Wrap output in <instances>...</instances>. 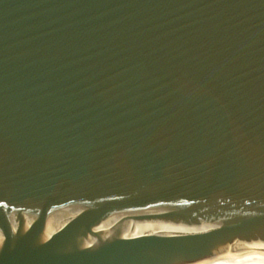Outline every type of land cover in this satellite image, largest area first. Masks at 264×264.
Instances as JSON below:
<instances>
[{
  "label": "water",
  "instance_id": "obj_1",
  "mask_svg": "<svg viewBox=\"0 0 264 264\" xmlns=\"http://www.w3.org/2000/svg\"><path fill=\"white\" fill-rule=\"evenodd\" d=\"M264 258V0H0V264Z\"/></svg>",
  "mask_w": 264,
  "mask_h": 264
},
{
  "label": "bare ground",
  "instance_id": "obj_2",
  "mask_svg": "<svg viewBox=\"0 0 264 264\" xmlns=\"http://www.w3.org/2000/svg\"><path fill=\"white\" fill-rule=\"evenodd\" d=\"M194 264H264V258L236 252Z\"/></svg>",
  "mask_w": 264,
  "mask_h": 264
}]
</instances>
